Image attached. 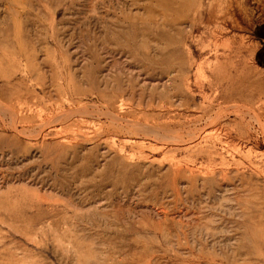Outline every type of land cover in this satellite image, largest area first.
I'll use <instances>...</instances> for the list:
<instances>
[{
    "label": "rangeland",
    "instance_id": "374dc122",
    "mask_svg": "<svg viewBox=\"0 0 264 264\" xmlns=\"http://www.w3.org/2000/svg\"><path fill=\"white\" fill-rule=\"evenodd\" d=\"M0 264H264V0H0Z\"/></svg>",
    "mask_w": 264,
    "mask_h": 264
}]
</instances>
